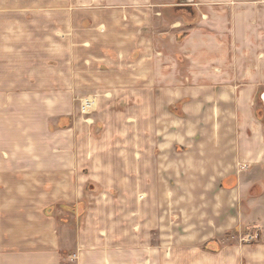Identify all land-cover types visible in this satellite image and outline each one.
<instances>
[{
	"label": "crops",
	"instance_id": "obj_1",
	"mask_svg": "<svg viewBox=\"0 0 264 264\" xmlns=\"http://www.w3.org/2000/svg\"><path fill=\"white\" fill-rule=\"evenodd\" d=\"M263 96L264 0H0V264H264Z\"/></svg>",
	"mask_w": 264,
	"mask_h": 264
},
{
	"label": "rangeland",
	"instance_id": "obj_2",
	"mask_svg": "<svg viewBox=\"0 0 264 264\" xmlns=\"http://www.w3.org/2000/svg\"><path fill=\"white\" fill-rule=\"evenodd\" d=\"M81 99H79V104H80ZM80 108V106H78ZM77 107V108H78ZM256 112L260 110L263 112L262 108L260 109V107L257 105L255 107ZM80 111V110H79ZM81 113V112H80ZM92 113V112H91ZM80 115H83L82 113ZM85 115V114H84ZM90 115V114H87ZM87 121V120H86ZM51 126L50 128H54L55 124H53L52 122L49 123ZM98 127V126H97ZM100 127V126H99ZM98 127V128H99ZM99 131V130H97ZM98 133V132H97ZM99 133L96 135L98 136ZM245 166V165H244ZM244 169L246 167H243ZM240 170V168H239ZM242 170V169H241ZM85 191L88 194H92L93 196L91 197V201L90 203H87V208H94L96 209H109V210H116L119 208H125L127 211L131 210L134 211L135 208V202L134 201H121L119 203V201H117V187L111 188L109 187L108 191L105 187L101 186V185H87L85 186ZM170 189H175L176 187H171L169 186ZM263 190V187L260 185H256V186H250L247 187V190L245 191V196L248 197H241L240 200L238 201V209L239 212H245L247 211L248 213V219L249 221H243L242 218L241 222L238 224L237 228L234 230H230L229 232L225 233L222 235V239H221V243L224 246H231V247H237L238 249H258L261 248V242H264L263 240V228H264V215L261 216V201L257 200L259 199L258 196L261 195V191ZM113 200H111L112 198ZM110 199V200H109ZM249 199H253L255 200V202H251V200ZM252 200V201H253ZM171 201L169 202H162L160 201V203H158V207L161 210H166L167 208L171 207ZM174 204V203H173ZM190 203L187 202L183 199L181 200V202L179 203H175V211H180L182 209H188V205ZM79 206V207H78ZM78 206H76L75 204H69L68 206L66 205H57V207H55L56 210L59 211L63 210L62 208H64L65 210L67 209H71V208H81V209H85V203L83 204H78ZM174 207H172L173 210ZM252 210H254L252 212ZM257 211V213H255ZM181 213V212H180ZM64 215H67V213H65ZM67 220L69 221V218H67ZM75 219H71L72 224L75 225ZM96 221V220H94ZM172 221V220H171ZM179 219L177 217L173 218V226L177 227ZM154 235V234H153ZM143 238L142 240H148L149 238V234L143 233L142 234ZM161 236V235H158ZM235 262V261H234ZM237 264H246L244 259H239V262Z\"/></svg>",
	"mask_w": 264,
	"mask_h": 264
},
{
	"label": "bare ground",
	"instance_id": "obj_3",
	"mask_svg": "<svg viewBox=\"0 0 264 264\" xmlns=\"http://www.w3.org/2000/svg\"><path fill=\"white\" fill-rule=\"evenodd\" d=\"M92 99H94V98H93V97H86V98H82V99H81V100H83L82 103L85 102V101L88 102V103H87V105H88V109H87L86 112H84V113L81 112V105H80V112H81L82 114L89 113V112L93 109V106H94L93 104H94V102H93ZM80 104H81V101H80ZM242 167H244V166H242Z\"/></svg>",
	"mask_w": 264,
	"mask_h": 264
},
{
	"label": "built area",
	"instance_id": "obj_4",
	"mask_svg": "<svg viewBox=\"0 0 264 264\" xmlns=\"http://www.w3.org/2000/svg\"><path fill=\"white\" fill-rule=\"evenodd\" d=\"M82 101L83 100H81V104H80L81 105V112L84 113L88 109V105H87L88 102L85 101V102L82 103Z\"/></svg>",
	"mask_w": 264,
	"mask_h": 264
},
{
	"label": "water",
	"instance_id": "obj_5",
	"mask_svg": "<svg viewBox=\"0 0 264 264\" xmlns=\"http://www.w3.org/2000/svg\"><path fill=\"white\" fill-rule=\"evenodd\" d=\"M263 98H264V96H263Z\"/></svg>",
	"mask_w": 264,
	"mask_h": 264
}]
</instances>
